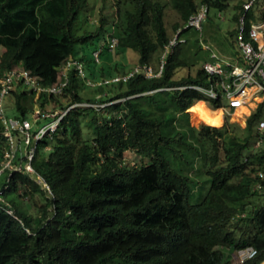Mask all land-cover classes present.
Here are the masks:
<instances>
[{
    "label": "trees",
    "instance_id": "1",
    "mask_svg": "<svg viewBox=\"0 0 264 264\" xmlns=\"http://www.w3.org/2000/svg\"><path fill=\"white\" fill-rule=\"evenodd\" d=\"M88 2L0 0V77L20 67L42 84L58 82L60 68L76 58V46L88 44L93 45L91 53L98 49L100 61L92 55L87 67L83 61L86 77L110 78L132 67L121 59L128 49L139 53L138 63L160 58L173 32L199 3L218 12L229 5L228 0H123V34L115 29V20L107 29L101 22L79 32L77 18ZM165 6L177 14L170 24ZM110 37L117 39L112 49ZM181 46L169 48L160 76L137 72L126 80L89 85V95L81 94L88 85L74 67L60 94L34 99V93L10 90L14 102L8 107L7 96V114L20 118L28 117L36 103L107 105L71 108L53 136L37 144L31 164L42 182L23 170L0 173V264L264 261V202H254L264 195V147L253 151L264 139V129L256 128L264 119V100L246 117L242 134L190 125L187 109L197 100L214 108L224 102L186 87H205L211 79L202 65L190 72ZM182 67L186 71L177 74ZM2 130L0 124V143ZM2 148L0 144V156ZM127 151L150 159V184H134L145 165L124 164ZM35 193L44 202L32 211L21 199ZM247 246L256 254L241 262L236 252Z\"/></svg>",
    "mask_w": 264,
    "mask_h": 264
},
{
    "label": "built area",
    "instance_id": "2",
    "mask_svg": "<svg viewBox=\"0 0 264 264\" xmlns=\"http://www.w3.org/2000/svg\"><path fill=\"white\" fill-rule=\"evenodd\" d=\"M208 12L209 7L206 3L198 4L186 21L173 32L156 65L147 62L136 63L124 73L95 81L86 77L82 60L71 58L60 68L58 82L51 84H42L35 75L24 68L14 67L7 70L0 77V124L4 137V141L0 143L3 146L0 156V173L4 170L9 172L23 170L42 182L41 176L36 173L31 164L37 144L43 139L53 136V133L60 128L61 120L71 108L77 106L104 107L107 105L103 102H75L69 103L63 108L38 105L29 111L30 118H20L8 115L5 106L10 90L14 89L16 85L26 87L24 89H28L36 95L60 94L68 84V71L71 67L76 68L80 77L91 86L126 80L137 72L147 78L160 76L169 48L186 41L183 35L184 30L188 28L202 30V23L208 16ZM248 13H251V16H248ZM238 14L234 30V42L238 50V57L220 59L214 50H210L212 60H204L202 67L211 79V83L205 87L199 85L186 87L195 88L208 98H220L224 102V105L220 107L229 110L247 107L250 111L264 100V0H243ZM107 43L108 47L112 49L116 46L117 39L110 37ZM206 47L208 48V46ZM92 57L95 62H99V51L94 50ZM39 121H43V123L39 125ZM256 128L264 129V119L257 122ZM258 144L259 141L256 142V145ZM44 147L49 148L48 145ZM43 184L49 188L47 183L43 182ZM236 254L239 261L244 262L255 256L256 249L247 246L238 249Z\"/></svg>",
    "mask_w": 264,
    "mask_h": 264
},
{
    "label": "rangeland",
    "instance_id": "3",
    "mask_svg": "<svg viewBox=\"0 0 264 264\" xmlns=\"http://www.w3.org/2000/svg\"><path fill=\"white\" fill-rule=\"evenodd\" d=\"M162 2L166 0H161ZM241 0H228V8L218 12L215 8H210L208 12V16L202 23V30L198 31L194 28H188L184 31L183 35L186 38V41L182 43L181 46V56L190 66V72L194 73L196 69L202 65L204 60H212L210 57V50H214L219 56L220 59H224L226 57L235 59L238 57V50L236 44L234 42V27L236 25V21L232 18L233 13L237 11L236 4L239 3ZM243 1V0H242ZM125 8V4L123 0H89L86 9L79 13L77 18V24L79 25V32L83 31L84 29H94L97 27L101 22L103 23V27L105 29L108 28V24L115 20L116 27L115 29L119 31L120 34L124 33V25H123V10ZM117 10V12H116ZM165 21L167 24H170L171 21L177 18V14L169 9L168 6H165ZM81 18L85 19L82 20ZM107 35V33L105 34ZM93 45H84L81 49L78 45L75 49V57L84 61L85 67H87L88 61L91 58V50ZM208 46V48L206 47ZM110 49V48H109ZM3 50V47L0 46V54ZM98 50V49H95ZM127 52V53H126ZM110 54L107 53L106 56L108 57ZM160 57V56H159ZM127 66L130 67L134 64L138 63L139 53L137 51L128 49L123 53V58H121ZM158 59L155 62L151 63L152 65H156L158 63ZM100 61V60H99ZM114 62V60H111ZM98 64V63H97ZM87 69V68H86ZM185 68H179L177 74H181L185 72ZM87 74V72H86ZM86 84V83H85ZM88 86H84L80 92L81 94L89 95L91 94L92 89H90L89 84ZM26 88V87H24ZM21 85H16V89L25 91ZM31 94V93H29ZM37 96V95H36ZM8 107L12 106L14 102L13 96H8ZM199 101V100H197ZM196 101V102H197ZM204 103V106L208 109H220L221 112V121L216 124L212 125L207 123L206 121L199 118L194 110L187 109L189 113V124L200 128L203 125H210L220 128H225L227 132H235L237 134H242L243 128L245 126L246 117L249 115V112H252L253 109L249 111L247 107H243V109H236V110H229L223 107L214 108L205 100H201ZM195 102V103H196ZM38 106V103L35 104ZM237 111V112H236ZM107 113V111H104ZM237 113V114H236ZM28 118H30L28 116ZM264 118V114H263ZM43 121H39V125L42 124ZM87 128L83 126V131H86ZM264 142V139H263ZM263 142L253 146V151L256 153L259 149L264 147ZM17 160V159H16ZM123 162L124 164L128 165H138L143 164L145 167L143 168L142 175L140 178H137L134 181V184L139 186L142 183L150 184V176H152L151 166H150V159L148 158H140L139 155L136 153L125 152L123 154ZM43 196L39 193H35L32 196L29 195L28 198L23 197L21 201L26 208L29 210H35L38 207L43 205ZM136 199V198H135ZM254 202L259 204L264 202V195L261 197H257L254 199ZM145 253L139 254L140 257H144ZM260 264H264L262 261Z\"/></svg>",
    "mask_w": 264,
    "mask_h": 264
},
{
    "label": "bare ground",
    "instance_id": "4",
    "mask_svg": "<svg viewBox=\"0 0 264 264\" xmlns=\"http://www.w3.org/2000/svg\"><path fill=\"white\" fill-rule=\"evenodd\" d=\"M205 106L204 103L201 100H199L196 103H194L191 107H189V109L194 110L197 116L202 120L206 121L207 123L212 125L218 124L222 120L220 109L213 110V109H208Z\"/></svg>",
    "mask_w": 264,
    "mask_h": 264
},
{
    "label": "clouds",
    "instance_id": "5",
    "mask_svg": "<svg viewBox=\"0 0 264 264\" xmlns=\"http://www.w3.org/2000/svg\"><path fill=\"white\" fill-rule=\"evenodd\" d=\"M93 51H94V50H93ZM93 51H92V52H93ZM91 55H92V53H91ZM82 61H83V60H82ZM96 63H97V62H96ZM14 89H16V87H15ZM25 90H26L27 92H29V93H34V92H32V91H29L28 89H25ZM34 95H35V96H34V97H35L34 99H37V98L40 96V95H37V96H36L35 93H34ZM33 107H34V106H33Z\"/></svg>",
    "mask_w": 264,
    "mask_h": 264
},
{
    "label": "crops",
    "instance_id": "6",
    "mask_svg": "<svg viewBox=\"0 0 264 264\" xmlns=\"http://www.w3.org/2000/svg\"><path fill=\"white\" fill-rule=\"evenodd\" d=\"M234 30H235V27H234ZM234 30H233V31H234ZM224 59H232V58L226 57V58H224Z\"/></svg>",
    "mask_w": 264,
    "mask_h": 264
}]
</instances>
